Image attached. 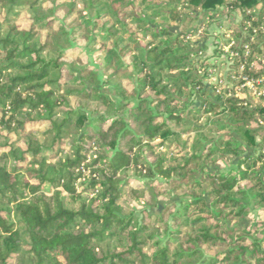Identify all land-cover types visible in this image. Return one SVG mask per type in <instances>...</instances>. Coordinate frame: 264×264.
Returning <instances> with one entry per match:
<instances>
[{
    "label": "trees",
    "instance_id": "trees-1",
    "mask_svg": "<svg viewBox=\"0 0 264 264\" xmlns=\"http://www.w3.org/2000/svg\"><path fill=\"white\" fill-rule=\"evenodd\" d=\"M218 10L236 70L264 0H0V264H264V97L206 85L176 30Z\"/></svg>",
    "mask_w": 264,
    "mask_h": 264
},
{
    "label": "rangeland",
    "instance_id": "rangeland-1",
    "mask_svg": "<svg viewBox=\"0 0 264 264\" xmlns=\"http://www.w3.org/2000/svg\"><path fill=\"white\" fill-rule=\"evenodd\" d=\"M160 2H163V0H160ZM159 5L160 3L154 2L150 6L153 10L149 12L148 15H160L165 12L164 9H158V7H160ZM245 15L247 16V14ZM161 20L162 17H158L154 21L161 22ZM240 20L241 16L237 12L218 10L216 16L210 20H202V14H199L190 20L187 19L183 21L176 30L177 33H186L188 31L191 33L196 29L194 34H187L189 36L186 37L185 40L194 43V50H203L201 52L199 51L197 56L193 58V61L195 62L198 74L203 76L206 85L214 86L219 91H222L227 97L231 94V89H234L235 97L241 99L250 98L251 102L258 104L260 101L259 99L264 97V91L258 89L264 79H257L254 82L252 81L253 85L251 83L246 84L245 80L247 79L242 72L246 65L249 69H253V71L258 70L264 65V24L254 27L250 23L245 22L243 32L252 29L253 33L249 34L250 38H248V42L246 41L248 45L243 47V52L240 54V56L243 55L245 60L239 65V68L235 70L232 66L234 65L236 58L239 57V54L235 49L232 50V48H234L233 46L236 44L234 39L235 30L233 27L235 24H238ZM173 24L174 23H171V25ZM203 34H205V38L201 37ZM259 36L261 37L258 39ZM250 44H259L258 52L253 51L250 54L252 50ZM69 56L71 58L73 57L72 55ZM88 56L95 71L101 76L99 59L97 57H92L91 55ZM248 56H250V62L246 60ZM184 129L185 127L182 125L176 127L177 132H182ZM182 134L181 139H184L187 134H184L183 132ZM161 150V152L165 151L164 148ZM174 154H176V151H173L171 155ZM130 182L134 186L138 184L137 180H131ZM124 195L119 201L121 204L127 199V197L124 198ZM165 202L166 201L161 200L156 208L153 207L148 210L152 214H158ZM128 205L132 206L133 203L129 202ZM138 206L139 207H136L137 211H141V203H138Z\"/></svg>",
    "mask_w": 264,
    "mask_h": 264
},
{
    "label": "built area",
    "instance_id": "built-area-1",
    "mask_svg": "<svg viewBox=\"0 0 264 264\" xmlns=\"http://www.w3.org/2000/svg\"><path fill=\"white\" fill-rule=\"evenodd\" d=\"M263 79H264V78H263ZM244 80H245V79H244ZM245 83H246V84H250V83L252 84L253 82H252V81H249V80H245ZM252 85H253V84H252ZM263 95H264V94H263Z\"/></svg>",
    "mask_w": 264,
    "mask_h": 264
}]
</instances>
